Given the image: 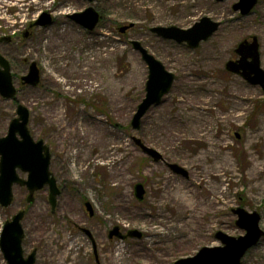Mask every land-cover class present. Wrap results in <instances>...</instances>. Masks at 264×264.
I'll use <instances>...</instances> for the list:
<instances>
[{"label": "rangeland", "instance_id": "rangeland-1", "mask_svg": "<svg viewBox=\"0 0 264 264\" xmlns=\"http://www.w3.org/2000/svg\"><path fill=\"white\" fill-rule=\"evenodd\" d=\"M236 3L0 0V37H12L0 51L14 53L17 91L13 100L0 96V138L16 107L26 108L30 135L48 147L60 190L51 212L47 188L28 204L26 189L14 186L12 205L0 207V233L24 211L23 251L25 256L37 251L35 264H96L80 229L91 231L96 241L97 264H175L220 246L218 232L243 236L235 226L237 208L256 211L264 232V93L225 70L237 59L236 46L255 37L264 71V0L246 16L233 10ZM90 7L100 16L91 32L69 18ZM44 13L51 24L34 27ZM204 17L220 27L196 49L150 32L187 30ZM132 42L175 77L138 129L131 123L145 97L148 70ZM31 62L40 70L37 87L20 81ZM132 138L163 160L144 155ZM168 165L187 176L172 173ZM139 184L142 201L134 195ZM116 226L143 237L110 241L108 231ZM0 264H6L1 252ZM241 264H264V239Z\"/></svg>", "mask_w": 264, "mask_h": 264}, {"label": "water", "instance_id": "water-1", "mask_svg": "<svg viewBox=\"0 0 264 264\" xmlns=\"http://www.w3.org/2000/svg\"><path fill=\"white\" fill-rule=\"evenodd\" d=\"M92 2V0H83ZM223 2L226 0H216ZM257 5V0H238L233 6L235 12L242 16L248 15ZM70 19L83 29L93 31L99 22V14L93 8H87L84 12L70 16ZM51 24V17L44 13L34 23L35 27H46ZM220 24L211 21L209 18H202L191 28L182 30L176 27L153 28L151 33L165 40H171L178 44L186 43L189 48L196 49L201 42L207 41L218 30ZM133 25L123 27L120 33L126 32ZM9 41L8 38H1L0 43ZM148 69V78L145 85V97L137 107L131 126L138 129L140 120L161 99L167 95L172 88L174 75L168 72L164 66L150 55L139 42H132ZM238 56L236 61H229L225 68L228 72L239 75L252 86H259L264 92V71L260 68L259 44L257 39L252 38L251 42L243 41L235 49ZM24 85L37 87L40 82V71L36 63H31L26 76L21 78ZM16 90L12 84L8 62L0 55V96L5 100L15 97ZM17 118L11 121L7 135L0 138V206L7 208L13 200L12 188L14 185L26 187L28 196L26 202L33 203L34 193L48 187V203L51 212H54L57 197L60 194L56 180L49 171L51 155L43 141L35 142L29 134L27 124L29 120L28 110L17 106ZM133 142L140 148L141 152L152 158L154 162L163 160L162 156L155 150L144 146L138 139L132 138ZM169 169L177 175L187 176V173L176 165H168ZM27 174L26 180L18 177L17 171ZM135 197L138 201L143 200L145 191L142 185L134 187ZM85 207L90 215L92 209L89 204ZM237 217L235 225L245 232L244 236L233 238L218 232L215 239L221 243L218 247H205L199 250L195 256L184 258L175 264H241L242 258L248 250L258 244L264 238V232L259 228L260 216L256 212L248 213L244 209L237 208L232 211ZM24 212H18L13 218L6 222L0 235V250L7 264H34L35 251L27 258L23 257L22 239L24 232L21 221ZM113 236L123 239L114 228L109 233V239ZM129 237L140 238V233L129 232Z\"/></svg>", "mask_w": 264, "mask_h": 264}, {"label": "flooded vegetation", "instance_id": "flooded-vegetation-1", "mask_svg": "<svg viewBox=\"0 0 264 264\" xmlns=\"http://www.w3.org/2000/svg\"><path fill=\"white\" fill-rule=\"evenodd\" d=\"M92 2H93V0H92ZM88 3H91V2H88ZM1 38H8L9 39V41H3V42H1L0 43V47H2V46H8L11 42H12V37H10V36H8V37H0V39ZM12 54H14V53H11L10 52V54L9 55H7L6 56V54H3V53H1V51H0V55L8 62V64H9V70H10V75H11V77H12V73H11V63H10V59H12ZM23 63L24 64H28V61H27V59H24L23 60ZM32 63V62H31ZM31 63H30V65H31ZM29 65V66H30ZM28 69H29V67H28ZM20 81H21V79H20ZM12 84H13V77H12ZM23 84V83H22ZM24 85V84H23ZM14 86V85H13ZM28 86V85H27ZM16 90V89H15ZM16 93H17V91H16ZM15 96H16V94H15ZM15 98V97H14ZM13 98V99H14ZM13 99H11V100H13ZM16 110H17V108H16ZM16 117H17V115H16ZM15 117V118H16ZM45 145V144H44ZM46 146V145H45ZM51 161V160H50ZM22 188V187H21ZM25 188V187H24ZM26 189V188H25ZM27 191V190H26ZM85 204H87V203H84V208H85V211L88 213V215H89V217H92L93 216V213H92V215H90L89 214V212L87 211V209H86V207H85ZM114 228H117L118 229V233L121 235V236H123L124 238L123 239H121V240H126L127 238H128V232H125L124 230H122V229H120L118 226H116V227H114ZM82 232H83V234L87 237V239L91 242V248H92V255H93V257H94V260H95V263L97 264V258H98V247H97V244H96V241H95V239L93 238V236H92V234H91V231H89V230H87V229H80ZM113 229H111L110 231H108V239H109V233L112 231ZM143 237V235L141 234V237L140 238H142ZM114 239V238H113ZM113 239H109L110 241H112ZM23 240H24V238L22 239V250H23ZM33 251H35L36 253H35V262H36V256H37V251L36 250H32L31 251V253L33 252ZM31 253H29L28 255H24V251H23V257L24 258H27ZM35 262H34V264H35ZM241 262H242V260H241Z\"/></svg>", "mask_w": 264, "mask_h": 264}, {"label": "bare ground", "instance_id": "bare-ground-1", "mask_svg": "<svg viewBox=\"0 0 264 264\" xmlns=\"http://www.w3.org/2000/svg\"><path fill=\"white\" fill-rule=\"evenodd\" d=\"M89 67H90V65H89Z\"/></svg>", "mask_w": 264, "mask_h": 264}]
</instances>
